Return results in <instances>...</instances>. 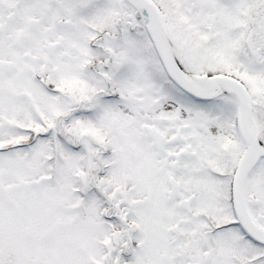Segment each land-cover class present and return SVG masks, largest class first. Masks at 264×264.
I'll list each match as a JSON object with an SVG mask.
<instances>
[{
    "label": "snow or ice",
    "instance_id": "1",
    "mask_svg": "<svg viewBox=\"0 0 264 264\" xmlns=\"http://www.w3.org/2000/svg\"><path fill=\"white\" fill-rule=\"evenodd\" d=\"M0 264H264V0H0Z\"/></svg>",
    "mask_w": 264,
    "mask_h": 264
}]
</instances>
